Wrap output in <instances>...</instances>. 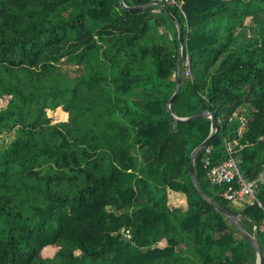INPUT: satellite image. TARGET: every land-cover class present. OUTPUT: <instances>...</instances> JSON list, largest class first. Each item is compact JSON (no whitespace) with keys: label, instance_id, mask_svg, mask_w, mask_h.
Wrapping results in <instances>:
<instances>
[{"label":"trees","instance_id":"16d2710c","mask_svg":"<svg viewBox=\"0 0 264 264\" xmlns=\"http://www.w3.org/2000/svg\"><path fill=\"white\" fill-rule=\"evenodd\" d=\"M123 1H161L179 21L171 109L216 117L195 158L208 196L233 209L227 184L208 177L226 143L257 179L261 206L233 210L264 256V0ZM177 56V28L157 3L0 0V264H256L190 179L211 120L169 118ZM63 61L79 73L61 72Z\"/></svg>","mask_w":264,"mask_h":264},{"label":"water","instance_id":"95a60500","mask_svg":"<svg viewBox=\"0 0 264 264\" xmlns=\"http://www.w3.org/2000/svg\"><path fill=\"white\" fill-rule=\"evenodd\" d=\"M120 5L127 9V10H139L146 8L154 3H157L163 10L164 12L171 17V19L174 21L175 26L177 28V34H178V56H177V65H176V83H175V88L174 92L169 98V100L166 103V108L168 111L169 118L172 121H179V122H187V121H192L195 119L199 118H210L211 120V127H210V132L208 136L199 144L197 145L192 152L190 153V164H189V175L190 179L194 185L195 190L197 191L198 195L205 200L210 206H212L216 211L224 215L226 218L229 219V221L237 228V230L240 232L242 236H244L250 244L253 246L255 252H256V264H264V256L261 250V247L259 245V242L257 240V236L254 233H250L241 223V218L242 215L234 211L233 209L224 206L208 196L200 187L196 173H195V158L198 155V153L207 147L209 141L213 137V135L216 133L218 127H217V121L216 117L213 114L211 110H202L199 111L193 115L187 116V117H179L174 114V112L171 109V103L174 97L177 95L179 92L180 84H181V69H182V55H183V39H182V31L180 27V23L177 20V18L166 8L165 4L161 1L157 2H148L145 4H140V5H135V6H128L124 3L123 0H119ZM259 190V187H257V191Z\"/></svg>","mask_w":264,"mask_h":264},{"label":"built area","instance_id":"2783aa9c","mask_svg":"<svg viewBox=\"0 0 264 264\" xmlns=\"http://www.w3.org/2000/svg\"><path fill=\"white\" fill-rule=\"evenodd\" d=\"M188 64V59L185 60ZM189 74V70H186ZM228 157L223 162L213 165L208 172L211 184H227V188L222 193V197L228 201H240L242 205L261 203L257 199V179H247L243 177L238 168V159L234 155V147L231 143H226ZM209 151V150H207ZM248 199V200H247ZM262 228L264 229V220ZM256 229V227H254ZM125 237L130 238V233L125 231Z\"/></svg>","mask_w":264,"mask_h":264},{"label":"rangeland","instance_id":"374dc122","mask_svg":"<svg viewBox=\"0 0 264 264\" xmlns=\"http://www.w3.org/2000/svg\"><path fill=\"white\" fill-rule=\"evenodd\" d=\"M248 31H247V35H248ZM235 33L233 34L232 37H235ZM60 71L63 72V73H66V75H71V76H75L77 73H79V70H76L77 67L76 66H73V65H70V64H67L66 62H61L60 63ZM7 104V97L4 96V97H0V108L4 107L5 105ZM240 113L241 111H243L242 109L239 110ZM54 116L56 117L55 120H63L65 119V115L63 114H59L57 112L54 113ZM244 121V120H243ZM248 200V199H247ZM229 205L235 209V210H239L241 207H242V203L240 201H236V200H233V201H229L228 202ZM163 243V242H162ZM161 245V244H160ZM52 251L53 250H47L46 251V254L47 255H51L52 254Z\"/></svg>","mask_w":264,"mask_h":264}]
</instances>
